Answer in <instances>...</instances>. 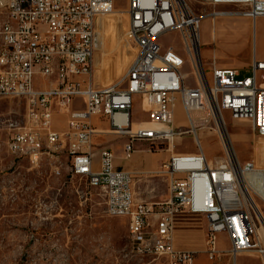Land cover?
I'll list each match as a JSON object with an SVG mask.
<instances>
[{"label": "built area", "instance_id": "1", "mask_svg": "<svg viewBox=\"0 0 264 264\" xmlns=\"http://www.w3.org/2000/svg\"><path fill=\"white\" fill-rule=\"evenodd\" d=\"M196 1L239 7L234 16L250 22L264 17V0ZM113 2L0 0V100L24 103L19 119L3 121L8 152L36 165L43 155L58 158L65 151L68 173L102 191L106 215L127 219L136 254L166 264H195V250L174 240L175 216L187 210L204 218L209 260L220 254L222 234L233 259L258 253V264H264V225L250 203L254 195L264 205V59L256 57L252 46L248 75L213 60L205 72L198 45L202 17L187 0H127V35L135 56L117 82L97 88L92 81L96 26L101 16L112 13ZM168 31L181 37L192 86L186 84L188 75L173 47L158 42ZM136 98L145 120L131 121ZM177 107L185 124L175 123ZM223 111L251 125L258 147L249 161L239 163L226 147L220 133ZM56 114L64 116L63 130L54 128ZM94 118L105 120L107 128L93 123ZM201 130L216 133L222 157L212 161L205 156ZM107 133L127 136L123 160L137 141L170 151L157 171L167 176L163 200H135L132 173L115 165L111 147L97 143ZM183 135L192 137L195 152H173L174 139Z\"/></svg>", "mask_w": 264, "mask_h": 264}, {"label": "rangeland", "instance_id": "2", "mask_svg": "<svg viewBox=\"0 0 264 264\" xmlns=\"http://www.w3.org/2000/svg\"><path fill=\"white\" fill-rule=\"evenodd\" d=\"M187 1L202 17L199 45L205 72L213 60L215 65L242 69L241 76L248 75L252 46L256 57L264 59V17L250 22L234 15L212 16L210 13L213 12L236 13L240 8ZM126 4L127 0H114L112 13L101 16L97 21L92 75L97 88L117 82L135 56L134 44L127 35ZM158 42L163 48L173 47L174 53L182 60V72L188 75L186 84L194 85L180 35L176 31H168L161 34ZM176 113L175 123L185 124L179 107ZM23 114V102L0 100V264H166L162 258L135 253L127 235V219L106 215L102 191L89 186L85 178L72 177L68 173L70 161L65 151L60 152L58 158L43 155L36 165L8 152L3 121L19 119ZM130 117L131 121L147 118L140 110L137 98ZM222 117L223 131L230 141L232 154L241 164L249 161L258 147L251 125L231 118L226 111L222 112ZM56 118L60 121L59 127L65 125L62 115ZM98 126L107 128V122L101 120ZM199 137L207 158L213 161L223 156L216 133L201 130ZM125 142L126 135L113 133H107L97 141L111 147L115 165L123 164L125 171L132 173L136 201L150 203L163 200L167 195V176L157 173V166L146 154L163 156L170 151H165L163 146L151 149V153L146 150V153L123 160L119 156ZM173 144L172 150L177 153L195 152L196 149L189 135L174 139ZM133 148L147 149L146 144L140 142H135ZM251 199L255 208L264 215L261 201L254 195ZM203 219L202 226L189 222L188 227L179 229L180 235L193 241L190 246L196 252L195 264H233L234 259L222 234L218 236L220 254L212 260L207 258ZM258 221L264 225L261 219ZM255 223L259 227L257 220ZM259 258L258 253H243L235 258L234 264H258Z\"/></svg>", "mask_w": 264, "mask_h": 264}, {"label": "crops", "instance_id": "3", "mask_svg": "<svg viewBox=\"0 0 264 264\" xmlns=\"http://www.w3.org/2000/svg\"><path fill=\"white\" fill-rule=\"evenodd\" d=\"M220 16H227V15H220ZM222 67H224V66H222ZM226 67H229V66H226ZM57 116H60V114L54 115V118H53L54 119V128L56 130L60 131V130H63L65 128V125L64 126L62 125L61 127H59L60 124H58V123L60 121L57 120V118L55 119V117H57ZM63 118H64V116H63ZM92 122L95 124H98V122H100V121H98L97 119L94 118V119H92ZM140 143H142V142H140ZM146 147H147V149H145V148L144 149L134 148L133 152L129 155V157L138 156L139 154L146 153L147 151H149L151 153V148H148L147 144H146ZM164 150L168 151L165 148H164ZM169 155H170V153L168 155H163V156L156 154V153H151L150 156L148 154H146L147 158L149 157L151 160H153L154 166H157V171L160 168V165L162 163H164L169 158ZM119 158L123 159L122 158V150H121V154H120ZM122 165L123 164H118L117 166L124 169V166H122ZM136 172H139V171H136ZM200 216L201 215H198V214H192V213L188 212L187 210H183L182 212H180L178 215L175 216V219H174V240H175V243L177 246L192 249V247L190 245H191V243H193V241H191V239L189 240V238L186 236L180 235L179 229H185L186 227H188L189 222H194V223L197 222L202 226V220L201 219L203 217L201 216L202 217L201 218ZM203 222H204V219H203ZM176 230H178V231H176ZM234 261H235V259L233 260V264H234Z\"/></svg>", "mask_w": 264, "mask_h": 264}, {"label": "bare ground", "instance_id": "4", "mask_svg": "<svg viewBox=\"0 0 264 264\" xmlns=\"http://www.w3.org/2000/svg\"><path fill=\"white\" fill-rule=\"evenodd\" d=\"M211 14H215V15H217V16H220V15H227V16H230V15H235V14H237V13H232V12H230V13H229V12H213V13H211ZM194 45H195V53H196V55H197V54H198V50H197L196 47L199 45V38H198V45H197V40H196V44H194ZM220 133L222 134V137H224V139H225V140H224V143H225L226 147L229 148V149H231L230 141H229V139H227V136H225L224 131H223V127H222V126H220ZM250 203H251V206L254 208V210H255V212H256V215L259 217V219H261L262 223L264 224V221L262 220L260 214L258 213L257 209L255 208V206H254L252 200H250Z\"/></svg>", "mask_w": 264, "mask_h": 264}]
</instances>
